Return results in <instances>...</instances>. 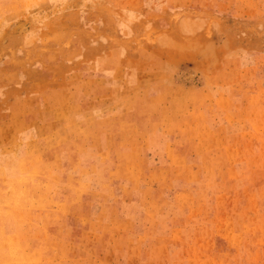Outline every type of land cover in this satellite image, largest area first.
Masks as SVG:
<instances>
[{"label":"rangeland","instance_id":"1","mask_svg":"<svg viewBox=\"0 0 264 264\" xmlns=\"http://www.w3.org/2000/svg\"><path fill=\"white\" fill-rule=\"evenodd\" d=\"M0 264H264V0H0Z\"/></svg>","mask_w":264,"mask_h":264}]
</instances>
